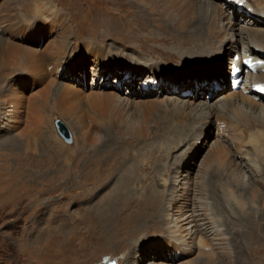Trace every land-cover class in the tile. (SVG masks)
I'll return each mask as SVG.
<instances>
[{"label":"rangeland","instance_id":"374dc122","mask_svg":"<svg viewBox=\"0 0 264 264\" xmlns=\"http://www.w3.org/2000/svg\"><path fill=\"white\" fill-rule=\"evenodd\" d=\"M137 1L0 0V17L7 16L9 19L11 13L19 17L14 26H9V21H4L0 27V34L7 38L12 46L7 57L0 56V66L12 70L6 83H3L6 86L4 96L7 99L12 91L20 95L19 107L14 102L0 98V264H108L107 261L115 264H264V215H262L264 209L259 202L254 210L248 208L246 214L256 218L257 223L262 226L261 231L259 225H253L250 221L247 223L238 217L227 218L225 213L221 214L225 227L230 228L228 238L233 258L228 263L221 261L219 256L211 263L206 256L195 251V247H193L195 252H191L190 255L184 254L182 246L170 243L173 240L161 225V221L153 222V218L145 220L148 226L145 230H148V233L143 229L144 226L140 227V230L135 229L134 231H137L133 234L130 230L125 231L127 228H135L134 225L139 221L134 215L135 210H132V206H136L132 201L116 202L115 197L119 196L120 190L125 189V192L135 198L133 200H137L136 197L142 192V188L148 187L155 192L150 197L159 193L161 195L159 202H163L165 206L166 201L171 199V194L176 192L171 183L178 175V171L179 176L182 175L181 180L192 184L198 178L199 171L204 166H209L207 179L209 183L211 181L218 185V179L226 176V168L224 164L220 165L215 161L211 153L212 146L223 140L221 142L226 150L233 151V144L228 140L229 136H226L231 134L229 125L225 127L214 125L208 130L201 146L194 149L189 161L183 166L185 159L183 157L193 141V132L189 134V130H186L188 136L186 135L184 145L182 143L179 147L178 142L177 144L174 142L175 130L172 134L169 128H166L164 117L170 115L172 94L181 97L180 100L186 98L181 92L173 93L172 90L168 91L169 95L164 94V86L157 90H146L150 89L157 79L148 83L152 78L151 69L144 65L146 63L131 61L127 55L136 52L149 64L158 63L160 67H157L156 73H179L184 77L187 73L198 71L208 74L210 80L215 77L229 88L230 53L222 58L225 64L221 65L225 73L220 77L218 74L210 76L212 73L209 71L210 66L216 65L211 61L192 60L185 63L174 51L178 45L174 38L180 35V29L173 25L176 18L167 20L152 13L143 1ZM253 1L257 6L264 7V0ZM222 3L225 4L222 6L223 17L233 25L242 27L251 20V15L245 14L248 9L245 2L236 0L231 7L232 0L231 4H227V0H216V4ZM199 18L201 24L206 22L203 16ZM60 22H63L64 26H60ZM20 25L21 32L13 33L12 30ZM30 32L33 33L29 35ZM40 35L41 37H37ZM26 38L41 42L24 45L30 44ZM69 44H72L73 54L66 56L60 62L59 68L48 69L50 75L46 81H42L27 68L28 61L45 52L48 56H56L57 49L63 47L65 49ZM95 49L102 52L99 61L96 60ZM109 50L120 51L122 55L107 54ZM75 64L77 69L74 67ZM81 64H84L85 76L81 72ZM98 64L104 66L99 68L100 75L93 70ZM69 65L73 66L72 70L75 68V75L84 78L76 83L77 87L84 88L92 86L93 81L94 88H97L95 86L101 85L104 72L112 71L120 75L127 67L132 72V76L130 73L129 77L139 75L140 79L145 73L148 76L146 83L149 85L143 87L147 96H143L140 90L141 79L131 81L130 84L120 82L119 84L123 86L117 88L114 84L118 80L117 74L105 76L104 87L107 91L117 88V91L113 92L124 98L123 102L126 104L120 107L112 106L113 120L119 123L118 126L109 124L108 119L102 116L105 121L98 125V131L102 141L114 139L115 143L111 144L112 157L116 158L117 155L128 157L129 163L126 164L125 171L119 172L115 167H110L108 170L112 172L108 173L109 177H105L108 180L106 182L101 180L100 184L96 183L93 165L99 163L101 159L88 157L93 149V143H84L78 124L79 116L86 109L88 98L91 97L90 91L77 90L79 96L71 100L76 110L79 108V114L73 112L67 116L59 106V88L69 85L64 81L62 71ZM3 71L0 70V74ZM33 77H38L42 86L36 85ZM12 78H16L17 81L15 90L14 85H8ZM162 85L170 86L166 82L160 84ZM209 86L210 89L205 88L198 97L193 98L195 102L213 105L216 97L233 92L228 89L225 93L213 94V86ZM150 93L152 95H149ZM115 97L118 100V96ZM147 102L158 104V109H144ZM143 112L151 115L145 123L151 132L147 137H140L131 130L140 127ZM58 119L70 130L72 144L66 143L59 135L56 126ZM153 121L158 122L159 127H155ZM90 122L87 120V124ZM252 125L250 122L249 127ZM198 128L196 125L191 130L195 132ZM259 129L252 127L245 130V139ZM259 145L261 146L259 150L262 151H256L252 157L263 164L264 170V137ZM239 163L247 173V185L240 187V190L247 195L245 197L249 203L251 187H257L251 179L255 178L256 174L252 172L250 164L241 159ZM128 171H134L132 176L136 180L126 188L121 179ZM177 193L180 195V192ZM193 193L190 195L192 200L198 197ZM216 195L218 198L221 196L220 192ZM146 198L148 197L144 199ZM217 201H220L215 202L216 207L219 206L218 210H224L220 207L221 200ZM152 203L147 200L141 208L151 207ZM137 208L139 206L135 209ZM108 209L113 213L110 215L111 218L106 213ZM235 211L237 214L241 213L238 209ZM174 214L175 209L168 218L162 217L161 220H169L176 226L179 220H176L178 216L175 217ZM104 215L108 219L107 222L102 220ZM251 236L253 238H250ZM161 245H164L162 249L159 248ZM181 259L186 260L180 261Z\"/></svg>","mask_w":264,"mask_h":264},{"label":"bare ground","instance_id":"6f19581e","mask_svg":"<svg viewBox=\"0 0 264 264\" xmlns=\"http://www.w3.org/2000/svg\"><path fill=\"white\" fill-rule=\"evenodd\" d=\"M141 1H143V3L149 7L152 13L161 15L167 20L176 18V21L173 22V25H175V28L180 29V35H175L176 37L173 36L175 37L174 39L178 41V45L177 47H175L174 51H176L180 55L181 59L185 63L192 60L211 61V63H215L216 65L210 66L209 71H212L210 76L218 74L220 77L225 73L221 65L225 64V61L222 58L225 54L230 53L231 58L228 60V63H241V65L244 66L245 78L242 83L244 84L242 89L227 93V95H220L216 97V102L213 105H203L202 103L195 102L193 98L198 97V95L205 88L208 87L210 89L209 85L213 86V94L217 92L225 93L228 89L231 88H228L225 83H223L222 85L220 80L216 79L215 77H212V79L210 80L208 74H203L198 71H193V73L191 74L187 73V75L184 77H181L182 75L179 73H156V70L158 69L157 67H160L159 65H157L158 63L149 64L148 62H146V59H144L136 52L127 54L129 55L131 61L136 60L141 64L146 63L144 65H146L147 68L151 69L150 74L152 75V78L148 80V83L154 82L155 78L157 79L156 82L153 83L152 87L146 90H157L160 87L162 88L164 86V94L169 95L168 91L172 90L173 93L181 92L182 96L186 98V100H180L181 97L178 98L177 96L175 97L174 94H172L173 99L170 102V106L172 107L170 109V115H165L164 117V124H166V128H169V131H171V133L173 132V130H175L176 137L174 140L176 141L174 142H176V144L178 142L179 147L182 143L184 145L186 135L193 132V141L191 142V144H189L190 146L188 148V152L183 157L185 158L183 159V166L189 161L188 159L190 158V154L194 152V149L198 146H201V143L207 137L206 135L208 130H210L214 125L221 127L229 125L231 134L226 136H229L228 140L231 142V144H233V151L231 150L230 152H228L226 150L225 145L223 144V142H221L223 140L215 143L212 146L211 153L214 155L215 161L220 165L224 164V168H226V176L218 179V185H215L214 182L212 183L211 181L209 183L207 179V175L210 171L209 166L203 165L204 168L199 171L198 178L192 184L190 182H184L183 179L181 180L182 175L179 176L178 171V175L171 183L174 186V189H176V192L175 194H171V199L166 201L165 206L163 202H159V197L161 196L159 193L158 195L156 194L157 196L150 197L151 194H155V192H153L148 187L142 188V192L139 193L138 197H136L138 198L137 200H133L135 198H133V196H131V194H129L128 192H125V189H119V196L115 197L116 202H118V200H121V202L132 201L136 205L132 206V210H135L134 215L137 216V219L139 221L134 225L135 228H127L125 229V231L129 232L130 230L133 234V232L137 231H134L135 229L140 230V227L142 226H144L143 229L145 230L148 227L145 224V220L153 218V222L154 220L156 222L157 220L161 221V225L165 227V231L173 240L170 243L174 244V246L177 244L182 246L184 254L189 253L188 255H190L191 252L193 253L197 251L199 254L206 256L208 261L211 263L215 261V258H217V256H219L218 258H220L221 261H225L227 263L231 262L233 258V251L232 249H230V242L228 238L230 228L225 227L226 225L222 220L223 218L221 214L225 213L227 218L235 217L236 219L238 217V219H243L247 221V223L250 221L253 225H259L254 216H247L246 210L248 208L254 210V208H256V206L258 205V202L262 204L264 209V186L262 183V177H264L263 164L255 161L252 157V154H255L256 151H262L259 150L261 148L259 143L261 142V140H263L264 137V97L257 100L259 95L251 92L252 89L264 91V7L257 6L253 0H240L248 5V9L245 11L247 13L245 14L251 15V20L247 22L252 23L251 25H248L249 23H246L244 26L240 27L237 25L235 26L230 21L224 19V10L222 6H225V4H216V0ZM121 2L123 1H120V3ZM137 2H139V0ZM228 3H230V0H227V4ZM232 5L233 4H231V7ZM200 16H203L204 21H206L204 24L200 23ZM18 19V15H14V13L10 14L9 19H7V16H1L0 27L4 23V21H9V26H14ZM60 26H64V23L60 22ZM21 30L22 28L20 25L17 28L13 29L12 32L18 33L21 32ZM31 33L33 32H30L28 34L30 35ZM37 37H41V35ZM237 38H239V40H237ZM26 40H28L30 44L24 45H34L35 43L37 44L41 42V40L39 41L36 39L26 38ZM11 48L12 46L10 45L8 39L0 34V56L4 55L5 57H7ZM45 53L37 56L32 61H28L27 63V68L32 73L39 76L42 81H46L49 77L50 71H48V69L59 68L60 62L66 56H71L73 54L72 44H69L65 49L64 47L57 49L56 56H48V54ZM95 53L96 60H101L102 54L100 53L102 52H97V50L95 49ZM107 54L122 55V52L109 50ZM246 61L248 63H245ZM52 63H54L55 65H53ZM15 64L18 65L16 61ZM74 67L77 69L76 64ZM101 67L104 66L102 64L95 65L93 70H96L97 74L100 75L101 71L99 70V68ZM72 68L73 66L71 65L63 68L62 76L65 77L64 81L68 82L69 85H67V87L65 88H59V106L63 108L64 112L63 110L62 112L67 116L72 114L73 112L79 114V108L76 110L71 100H74L77 95L79 96L80 93L78 94L77 90L85 92L90 91L91 97L88 98L86 109H84L83 113L79 116L78 124L84 139V143H93V149L91 153L88 154V157H100L101 159L99 163L93 165V169L96 173V183L100 184L101 180H104V182L108 180L105 177H109L108 173L112 172L108 170L110 167H115V170L117 169L116 171L119 172L123 170L125 171L127 169L126 164L129 163L127 160L128 157L124 158L123 156L119 155H117L116 158L112 157L111 144L115 143L114 139L102 141L101 134H99L98 131V125H101V121H105L102 116L108 119L109 124H114L116 126L119 125L117 121L113 120L112 106L115 105L120 107L126 103L123 102L125 100L124 98L120 97L113 91H117V88H121L123 86L119 84L120 82L122 84H130L131 81L135 82L141 79V83L139 84L141 88L140 90L144 94L143 96H147L143 87L149 85L146 83V79L148 76L145 73L140 79L139 75L134 78L129 77L130 73L132 76V72L129 71L127 67L124 69V71H122L123 73L120 75L112 71L104 72V78L101 81V85L95 86L97 88H94V81L92 83V86L84 88L81 86L77 87L78 85H76V83H78L79 79L84 80V78L75 75V68L74 70H72ZM81 69V72L84 73L85 76L86 71L84 64H81ZM0 70H5L0 74V84H2L0 85V98L3 97L9 102H14L16 106L19 107L20 95L15 91H12V94L7 97V99L4 96L6 86L3 85V83H6V79L8 76H10L12 70L9 68H3L2 66H0ZM112 73L117 74L118 80L114 83L115 85H117L115 86L117 88H113L112 91H107V88L104 87L106 78L105 76H108L110 74L112 75ZM33 78L35 79L36 85L39 84L40 86H42V83L40 82V79L38 77ZM71 81L74 82L71 83ZM165 82L170 84V86H160L161 83ZM9 84L11 86L14 85L13 90H15V86L17 84L16 78H12L8 85ZM170 87H173V89ZM149 95L152 94L150 93ZM208 95L211 96L212 94ZM115 96H118V100H116ZM144 109L157 110L158 104L147 102ZM141 116L142 121L139 122L140 127L131 130L137 133L140 137H147L151 132L150 129L145 125V123L148 122L151 115L147 112H143ZM87 120L91 121L90 124H87ZM250 122L253 123L251 127H249ZM104 124L105 123H103V126ZM153 124L155 127H159L158 122L153 121ZM196 125L199 126V128L194 132L191 129L192 127L195 128ZM92 127L94 128L92 129ZM252 127H259L260 129L255 130V133L248 135L245 139V130H247L248 128L251 129ZM186 130H189V132L187 133ZM223 136L225 135H222V137ZM83 153H85L84 148ZM235 155H237L236 158ZM107 158L112 159L108 160ZM239 159L245 161L247 164H250L252 166V172L256 174L255 178H251L253 183H256L257 185V187H251V203L250 201L249 203L247 202L248 198L245 197L247 195L243 194V192L240 190V187L247 185V173L245 172L244 168H242L243 165L239 163ZM115 172H113L112 175H114ZM133 172L134 171H128L122 176L121 182L125 183L126 188L129 184L135 182L136 180L135 177L132 176ZM188 176H190V172ZM214 190L220 192V198H218L216 195L218 192L215 193ZM177 192H180V195H178ZM193 192L196 194V196L198 195V197H195L192 200L190 199V195ZM185 196L187 197L184 198ZM145 197L148 198L144 199ZM219 199L221 200L220 207H223L224 210H218L219 206L216 207V203L220 202L217 201ZM147 200L153 202L150 205L151 207L146 206L145 208H141V205H144ZM138 206L143 212H141L139 208L135 209ZM172 206H174L173 208L175 209L174 216H178V219L176 220H179V223L176 226H173L172 222H170L169 220H161L162 217L168 218L170 216V213L172 212V210H174L172 209ZM234 208L236 210L238 209L241 213L237 214L238 212H236ZM106 213L108 214L109 218L112 217H110V215L113 214L110 209L106 210ZM262 215H264V210ZM102 220L106 222L108 221L105 215ZM259 229L260 231L262 230L261 225H259ZM145 231H147L148 233V230ZM250 238H253V236H251ZM162 247H164V245L159 246L160 249H162ZM165 247L167 249V246ZM193 247H195V251H193ZM173 251H171L172 254L174 253ZM185 260L186 259H181L180 261Z\"/></svg>","mask_w":264,"mask_h":264},{"label":"water","instance_id":"95a60500","mask_svg":"<svg viewBox=\"0 0 264 264\" xmlns=\"http://www.w3.org/2000/svg\"><path fill=\"white\" fill-rule=\"evenodd\" d=\"M56 123H58L60 125V128H59V133L60 135L63 137V138H66V137H71V132L70 130L63 125L62 121L61 120H57Z\"/></svg>","mask_w":264,"mask_h":264},{"label":"snow or ice","instance_id":"6c2138e0","mask_svg":"<svg viewBox=\"0 0 264 264\" xmlns=\"http://www.w3.org/2000/svg\"><path fill=\"white\" fill-rule=\"evenodd\" d=\"M245 63H248L247 61Z\"/></svg>","mask_w":264,"mask_h":264}]
</instances>
